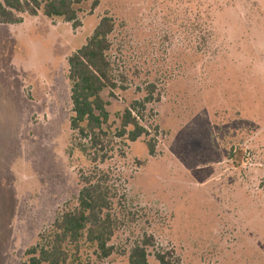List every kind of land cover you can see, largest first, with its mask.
Instances as JSON below:
<instances>
[{"label": "rangeland", "instance_id": "374dc122", "mask_svg": "<svg viewBox=\"0 0 264 264\" xmlns=\"http://www.w3.org/2000/svg\"><path fill=\"white\" fill-rule=\"evenodd\" d=\"M94 1L74 22L39 10L0 24V264L26 262L95 169L115 196V252L101 260L83 245L68 264H129L146 236L149 264L157 252L264 264V0ZM103 17L115 21L117 89L103 92L113 129L155 92L140 120L149 136L118 140L94 165L70 127L68 59Z\"/></svg>", "mask_w": 264, "mask_h": 264}, {"label": "trees", "instance_id": "16d2710c", "mask_svg": "<svg viewBox=\"0 0 264 264\" xmlns=\"http://www.w3.org/2000/svg\"><path fill=\"white\" fill-rule=\"evenodd\" d=\"M87 0H3L0 2V24H16L22 15H37L39 10L48 18L61 17L68 22L77 19L76 6ZM98 0L94 1V6ZM115 29L111 17H103L86 44L68 59V79L71 84L72 116L70 127L78 148L94 165L105 162L115 151L118 140L136 142L149 132L140 122L147 105L153 102L155 87L149 86L148 96L134 101L120 115V125L113 129L108 111L109 102L103 92L117 89L109 52L110 35ZM149 155L155 156L157 142H145ZM96 170V169H95ZM81 178L82 188L74 205H67L51 226L39 234L36 245L26 251L24 264H68L80 257L83 245L95 249L99 259H107L115 249L110 242L116 232L118 219L113 214L114 195L106 176L97 170ZM154 246L152 236L133 248L129 264H149L147 247ZM160 264H181L173 252H157Z\"/></svg>", "mask_w": 264, "mask_h": 264}]
</instances>
